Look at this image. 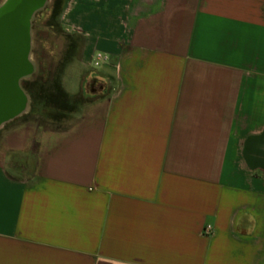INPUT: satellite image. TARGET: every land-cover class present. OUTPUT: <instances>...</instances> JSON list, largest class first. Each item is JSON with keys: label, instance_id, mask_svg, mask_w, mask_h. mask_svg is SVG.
<instances>
[{"label": "crops", "instance_id": "1", "mask_svg": "<svg viewBox=\"0 0 264 264\" xmlns=\"http://www.w3.org/2000/svg\"><path fill=\"white\" fill-rule=\"evenodd\" d=\"M60 26L111 85L64 131L0 128V264H264V0H63Z\"/></svg>", "mask_w": 264, "mask_h": 264}, {"label": "water", "instance_id": "2", "mask_svg": "<svg viewBox=\"0 0 264 264\" xmlns=\"http://www.w3.org/2000/svg\"><path fill=\"white\" fill-rule=\"evenodd\" d=\"M48 0H2L0 2V128L27 113L29 97L22 81L34 72L31 53V25ZM90 92L104 82L90 76Z\"/></svg>", "mask_w": 264, "mask_h": 264}, {"label": "trees", "instance_id": "3", "mask_svg": "<svg viewBox=\"0 0 264 264\" xmlns=\"http://www.w3.org/2000/svg\"><path fill=\"white\" fill-rule=\"evenodd\" d=\"M62 4L63 0L52 1L50 16L46 25L53 28L56 32L63 33L65 35L67 42L65 45L64 56L58 61L56 67L46 78L36 72H33L31 78L23 80L21 83L22 88L28 95L31 103L37 104L44 111V113L38 114L39 117H43L51 121L50 124L47 125L45 120L41 119L36 121V125L56 131H64L68 128L70 122L66 123L65 120H72L73 116L71 115L78 111L76 110L77 108L79 109L80 106H84L85 104L90 103L104 95L101 94L100 96L95 97V93L89 95L83 91L70 94L61 86L60 74L62 73L65 64L71 60L75 51H78L77 59H79L80 48L83 44V38L81 36L73 33H67L61 28L60 15L62 11ZM34 115L35 114H30L29 116H25L21 121L26 122L34 119Z\"/></svg>", "mask_w": 264, "mask_h": 264}, {"label": "rangeland", "instance_id": "4", "mask_svg": "<svg viewBox=\"0 0 264 264\" xmlns=\"http://www.w3.org/2000/svg\"><path fill=\"white\" fill-rule=\"evenodd\" d=\"M53 0H48L47 4L43 9L37 12L32 20L31 25V53L30 58L34 64V72L40 74L43 77H47L49 73L56 67L58 61L62 59L65 52V45L67 39L63 33L56 32L53 28L46 25V22L50 16L51 5ZM78 50V49H77ZM77 52L75 51L71 57V60L65 64L62 73L60 74V83L62 88L70 93L74 94L83 91L87 94H93L90 92L91 79H88L87 72L81 69V66L77 62ZM90 69L94 70L99 68L93 65L89 66ZM31 78V76L29 77ZM28 78V79H29ZM104 82L98 83L95 86V97L100 96L103 92H108L111 85V80L108 78H103ZM83 106L77 108L71 116L72 120H65L66 123H71L81 112ZM44 111L37 105L31 103L29 99V106L27 113L23 114L21 117L6 123L5 127L11 125L27 123L36 125V121L45 120V123L50 124L49 119L39 117L38 114H42ZM30 114H35L34 119L28 120L26 122L21 121L25 116ZM0 129V133H1Z\"/></svg>", "mask_w": 264, "mask_h": 264}, {"label": "built area", "instance_id": "5", "mask_svg": "<svg viewBox=\"0 0 264 264\" xmlns=\"http://www.w3.org/2000/svg\"><path fill=\"white\" fill-rule=\"evenodd\" d=\"M107 55L103 52H96L92 59V64L95 67H98L102 63H105L107 61Z\"/></svg>", "mask_w": 264, "mask_h": 264}]
</instances>
